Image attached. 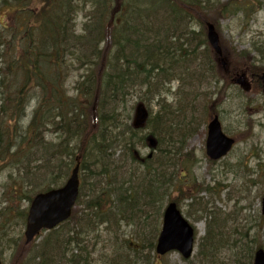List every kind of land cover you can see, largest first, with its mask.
Instances as JSON below:
<instances>
[{
  "label": "trees",
  "instance_id": "16d2710c",
  "mask_svg": "<svg viewBox=\"0 0 264 264\" xmlns=\"http://www.w3.org/2000/svg\"><path fill=\"white\" fill-rule=\"evenodd\" d=\"M232 1L222 5L212 0H97L78 35L72 23L77 15L74 0H2L0 13L6 6L12 8L14 30L10 34L7 25L0 26V231L8 234L10 227L24 228L33 198L62 187L78 163L77 206L84 207L57 229L43 233L36 247L30 248L35 243L26 245L21 236L7 240L4 253H10L12 264H95L101 235L93 244L89 237L101 226L117 235L121 222L142 244L137 250L123 241L124 264H152L150 252H155L158 230L149 233V229L157 225L154 214L163 211L157 205L168 197L177 169L193 159L191 152L184 155V147L176 149L172 141L179 136L183 145L196 133L194 126L201 123L200 111L206 104L203 100L200 109L196 99L207 93L192 90L213 80L224 81L220 101L236 76L243 74L258 77L262 90L259 77L264 69L227 49L221 38L223 68L207 41L206 23L218 29L212 10L227 14L237 5ZM187 20L201 24V31L187 26ZM104 41L106 49H101ZM152 45L172 48L165 47L168 53L152 58L147 51ZM73 62L89 68L70 95L66 83L76 66H71ZM172 82L178 83L175 91ZM138 87L157 99L152 119L145 105L149 112L145 127L115 116L117 110L127 109L129 92ZM32 100L36 106L25 126ZM138 146L150 154L143 156ZM202 190L213 191L206 185ZM186 199L192 201L191 211L208 222L199 244V262L226 264L222 259L235 253L234 264H251L253 251L245 256L242 245L226 239L220 208L194 193ZM258 248L262 246L254 250ZM144 249L149 253L142 262ZM4 253L0 252L2 258ZM119 253L112 251L110 264H122Z\"/></svg>",
  "mask_w": 264,
  "mask_h": 264
},
{
  "label": "rangeland",
  "instance_id": "374dc122",
  "mask_svg": "<svg viewBox=\"0 0 264 264\" xmlns=\"http://www.w3.org/2000/svg\"><path fill=\"white\" fill-rule=\"evenodd\" d=\"M34 1L36 3L39 2V0ZM130 1L138 2L141 0ZM212 1L215 3L214 0ZM219 2L223 5L231 2V0H217L215 4ZM1 3L2 0H0ZM253 3L256 4L254 8H252ZM96 4L97 0H74V9L77 15L75 19L73 18L74 21L72 23L76 27L78 35H81L80 31H82L84 24L88 22L89 17L92 16L90 13L93 12ZM232 5L234 7L227 14L212 10V21H216L215 24L218 26L217 30L227 49L235 50L237 54L252 63V65L257 66L259 69H264V0H233ZM5 8L7 9L6 12L0 13V23L8 25V30L10 31L7 32L11 34L14 30L13 22L11 21L13 15H10L12 8H8V6ZM185 24L193 27L197 32L201 31V24L194 23L192 25L188 20ZM200 39L201 37H198L197 42ZM101 49H106V41H104ZM105 63L106 60L102 65L104 66ZM73 65L76 66L73 67ZM71 66L74 70H70L72 76L70 77L71 74H69L66 89L69 90L70 95H73L75 94L73 88L75 87L76 81L81 79L80 77L89 67L87 64L77 65L75 62ZM247 77L251 84L250 92H247L243 85L235 84L233 81V84L227 87L226 94L220 101L219 93L222 90L224 81L213 80L208 85L200 86L198 90H192L193 94L196 92L200 94L207 93L204 96L206 99L203 96H197L196 99V105H199L200 109H202V101L204 100L206 102L203 111H200L202 113L201 123L195 124L196 133L188 137L183 145L179 142V136L177 139L174 137L175 139L172 142L176 144V149L184 147V155H186V151L191 152L193 159L191 164L187 166L181 164V167L177 169V180L175 178L168 197L166 196L157 205V209L162 208L163 211L161 210V215H157V212L154 214L157 218L155 222L157 225L154 228L150 227L149 233L157 229L158 237L160 229L162 228L163 212L167 203L176 202L180 211L186 217V220H189L195 227L197 234L195 254L189 261H185L178 252H171L163 257H160L155 252H150L152 264H201L197 254L199 244L206 236L208 222L206 218H201L199 214H196L193 210L191 211L190 204L192 201L186 199L188 193H194L199 199H204L205 202L210 201L220 208L225 220L223 228L227 230V234H225L226 239L233 238L231 243L242 245V254L250 256L253 251L254 255V249L259 245L264 248V216L262 215V199L264 196V94H261L260 86L256 83L258 77H254V74L247 75ZM239 78V75H237L236 79L238 80ZM170 85L173 91L178 88L177 82H172ZM185 89L188 88L186 87ZM169 101L172 100L169 99ZM141 102L151 110V119L156 116L158 111L157 99L146 95V88L141 89L138 87L134 91L131 90L129 92L127 109L121 110L122 121L128 122L129 125L132 124L136 105ZM35 106L36 101L32 100L27 108V114L24 120L25 126L32 119V112ZM197 111L198 108L194 112L197 113ZM215 115L219 117L226 135L235 139L236 142L232 152L218 162H212L206 154L208 124ZM128 116L130 119H128ZM145 132H147V129ZM138 148L140 150L139 152L145 157L151 152L144 147L138 146ZM203 185L210 186L213 191L202 190ZM180 191H184L186 197ZM79 210L82 212L84 207L78 206L76 212H79ZM209 220L210 217H208ZM152 221L154 219H151L150 222ZM134 228L136 229V227ZM1 229L3 228L0 227ZM8 230V234H2L4 230L0 231V252L2 253H4V245L8 242L7 240L12 238V240L17 241L20 236L24 238L25 228L21 229L19 226H15L10 227ZM133 232L134 230L126 227L123 222H121V229L118 231V236L113 232L106 231L105 226L97 229L89 237L92 240L91 244H93L96 238L101 235V241L98 245L99 252L95 254L96 264H110V257H114V254L112 256V251L120 252L117 255V259L119 258L121 261L118 263L124 264L126 253L121 247V245L124 246L123 241H130V243L136 246L137 250L142 248V244L135 240ZM157 239L154 240L155 244L157 243ZM41 240L42 237L38 238L34 241L35 245H31L30 248L33 246L36 247V243ZM253 240H256L255 245L252 243ZM102 249H104V252H101ZM235 251L237 252L238 249L235 248ZM143 252L145 255L142 262H145L146 253L149 252L145 251V249ZM234 254L228 253L222 261L226 264H234ZM3 262L5 264H12V258L9 252L4 253ZM251 264H253V257Z\"/></svg>",
  "mask_w": 264,
  "mask_h": 264
},
{
  "label": "water",
  "instance_id": "95a60500",
  "mask_svg": "<svg viewBox=\"0 0 264 264\" xmlns=\"http://www.w3.org/2000/svg\"><path fill=\"white\" fill-rule=\"evenodd\" d=\"M208 41L215 52L222 56L220 38L213 25H208ZM225 66L224 60H222ZM241 78L238 83L243 84ZM264 92V74L262 77ZM148 114L143 106L137 112L136 126H144ZM234 140L227 137L222 130L218 117H215L208 126L207 155L213 161L224 158L233 148ZM79 165L73 171L66 185L60 189L38 194L33 200L27 219L25 238L31 243L36 236L45 230H53L67 221L79 197ZM264 214V198H263ZM195 232L193 227L182 216L176 203L167 205L164 211L163 227L157 243V253L160 256L171 251H178L185 259H189L194 251ZM0 264L2 261L0 259ZM254 264H264V250L255 253Z\"/></svg>",
  "mask_w": 264,
  "mask_h": 264
},
{
  "label": "bare ground",
  "instance_id": "6f19581e",
  "mask_svg": "<svg viewBox=\"0 0 264 264\" xmlns=\"http://www.w3.org/2000/svg\"><path fill=\"white\" fill-rule=\"evenodd\" d=\"M165 47H167L169 50H170V48H172L171 45H152V48H149L147 51H149V54L152 58H155L159 54L162 55V53H164V54L168 53L167 48H165ZM172 54H174V52H172ZM175 56H177V55L175 54ZM121 113H122L121 110H117V112L115 114V116L117 117V120L122 119ZM91 138L93 140V137H91Z\"/></svg>",
  "mask_w": 264,
  "mask_h": 264
}]
</instances>
